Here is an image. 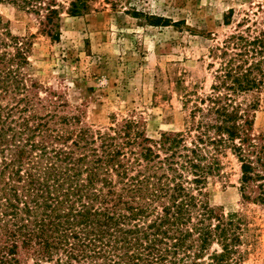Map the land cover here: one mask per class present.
I'll use <instances>...</instances> for the list:
<instances>
[{
  "label": "trees",
  "instance_id": "obj_1",
  "mask_svg": "<svg viewBox=\"0 0 264 264\" xmlns=\"http://www.w3.org/2000/svg\"><path fill=\"white\" fill-rule=\"evenodd\" d=\"M4 1L40 18L55 41L64 10L90 9L88 0ZM255 25L238 23L211 50L210 93L187 97L186 129L159 141L135 121L75 130L40 115L27 95L0 104V264H240L236 217L205 197L230 151L242 198L264 204V135L253 137L256 107L243 99L264 88V29ZM25 47L0 19V98L27 92L16 72L28 66Z\"/></svg>",
  "mask_w": 264,
  "mask_h": 264
},
{
  "label": "rangeland",
  "instance_id": "obj_2",
  "mask_svg": "<svg viewBox=\"0 0 264 264\" xmlns=\"http://www.w3.org/2000/svg\"><path fill=\"white\" fill-rule=\"evenodd\" d=\"M88 4L89 11L82 16L63 11L60 38L55 41L36 15L0 0V19L26 44L28 59V66L16 71L24 77L27 92L3 95L2 106H15L27 95L40 115L51 112L67 118L75 130L103 133L135 121L146 137L159 141L163 134L186 129L191 107L187 97L210 93L215 69L211 50L235 32L238 23L242 30L253 23L252 29H264V0H88ZM243 99L256 107L251 111L253 137L264 135V88ZM220 160L221 171L209 180L205 198L225 217H236L240 264H264V204L242 198L236 156L227 151ZM214 250L220 247L214 244L210 251Z\"/></svg>",
  "mask_w": 264,
  "mask_h": 264
}]
</instances>
